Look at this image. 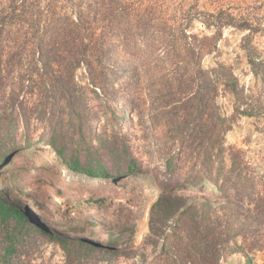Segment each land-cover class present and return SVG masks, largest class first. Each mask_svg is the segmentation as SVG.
Wrapping results in <instances>:
<instances>
[{
	"label": "rangeland",
	"instance_id": "obj_1",
	"mask_svg": "<svg viewBox=\"0 0 264 264\" xmlns=\"http://www.w3.org/2000/svg\"><path fill=\"white\" fill-rule=\"evenodd\" d=\"M194 45L240 81L239 99L219 85L211 172L194 141ZM52 135L110 175L71 169ZM2 155L0 199L33 226L14 264H264V0H0ZM194 168L210 180L189 183ZM167 182L186 205L163 219Z\"/></svg>",
	"mask_w": 264,
	"mask_h": 264
},
{
	"label": "trees",
	"instance_id": "obj_2",
	"mask_svg": "<svg viewBox=\"0 0 264 264\" xmlns=\"http://www.w3.org/2000/svg\"><path fill=\"white\" fill-rule=\"evenodd\" d=\"M220 34V33H219ZM218 34V35H219ZM198 37L194 35V39L196 40ZM206 38H204L205 40ZM37 47L42 51L44 50V42L39 40L37 43ZM202 47H196L194 45V73L191 77L187 79L190 81H194V95H192L189 99L194 101V141L198 142L199 146H202L204 149L202 160L200 166L204 172H211L210 168L213 167L214 160L210 156V146L212 144L211 141H208L207 133L209 129L212 128H220L223 125L224 119L218 113V107L216 104V99L220 94L219 85H223L225 89L230 90L237 99H239V94L241 90L239 89L240 81L236 77L233 72V69L227 67L223 63H218V67H214L211 69H205L203 66V55L204 51L201 50ZM211 51H207L211 53L212 51L217 50V44L215 43ZM80 62V61H79ZM249 62L253 65L256 64V61L250 57ZM52 62H50L51 64ZM45 67L49 66V63L44 61L43 63ZM255 70V67H254ZM53 85L57 83L56 80H53ZM174 81L180 82L182 84V77H177ZM42 84V83H41ZM211 104L212 112L210 113V117L213 119V123L207 124L206 120L203 119L202 113L205 111V105ZM236 111L239 112V109L236 108ZM25 114V113H24ZM212 115V116H211ZM27 119H24L26 122ZM182 130L188 128V121L184 117L182 121ZM211 126V127H210ZM231 128V125L228 126V129ZM57 135H52L49 139V142L52 147L57 151V153L65 160L66 164L73 170L86 172L91 175L103 176L107 177L110 174L107 173V166L101 163L99 160L97 162L86 161V163H82L78 155H68L65 153L66 147L59 143ZM30 142V141H29ZM100 142H103L100 140ZM31 143V142H30ZM207 143V144H206ZM206 144V145H205ZM105 145V144H102ZM94 156L93 153L91 154ZM0 157V165L5 162L7 157ZM91 157V158H92ZM178 158V156H176ZM168 169L173 172L175 164H173V158L168 159L167 161ZM195 166V165H194ZM138 170V164L135 160L131 159L128 164V172H135ZM202 170H195L194 168V176L190 179L189 183L194 184L195 186L203 184L204 178L210 180L209 177H200V173ZM220 170H218L219 172ZM217 180V179H216ZM169 182L162 184L163 194L160 196L157 201L155 208L158 211V215L163 217V219H168L175 215L182 207L186 205L184 199L182 197H174L172 198L169 193H165L168 189ZM211 201V199H208ZM207 203V202H206ZM206 203H201V207L206 206ZM191 208V207H190ZM194 208L196 205L194 203ZM188 209V207H187ZM28 216L16 208L15 206L9 205L6 202L0 199V227L3 228L2 240L0 241V264H14L11 261L13 254L18 251V246L25 240L24 229L29 225ZM32 226V225H29ZM33 227V226H32ZM30 228V227H29ZM35 230L43 234H49L50 232L43 227L34 226ZM51 234V233H50ZM88 244L89 242H80L79 245H72V247L76 248V250H83L84 244Z\"/></svg>",
	"mask_w": 264,
	"mask_h": 264
},
{
	"label": "bare ground",
	"instance_id": "obj_3",
	"mask_svg": "<svg viewBox=\"0 0 264 264\" xmlns=\"http://www.w3.org/2000/svg\"><path fill=\"white\" fill-rule=\"evenodd\" d=\"M145 224H146V223H145ZM145 224H144V225H145ZM144 228H145V226H144Z\"/></svg>",
	"mask_w": 264,
	"mask_h": 264
}]
</instances>
